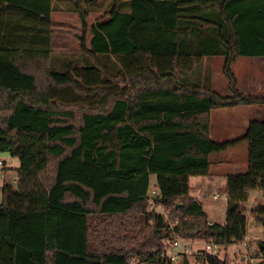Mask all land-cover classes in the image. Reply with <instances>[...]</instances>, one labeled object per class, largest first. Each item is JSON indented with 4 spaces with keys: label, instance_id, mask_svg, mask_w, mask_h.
<instances>
[{
    "label": "trees",
    "instance_id": "1",
    "mask_svg": "<svg viewBox=\"0 0 264 264\" xmlns=\"http://www.w3.org/2000/svg\"><path fill=\"white\" fill-rule=\"evenodd\" d=\"M54 13L82 24L103 13L65 71L52 65ZM216 57L230 96L211 89L203 61ZM239 58H264V0H113L106 10L93 0H0V153L19 161L15 186L0 188V264H172L161 251L174 235L242 243V205L264 194V121L235 140L210 137L213 110L264 103L239 91ZM243 143L246 169L226 177L224 223H210L189 180ZM251 215L264 228V204ZM259 249L252 259L264 264Z\"/></svg>",
    "mask_w": 264,
    "mask_h": 264
},
{
    "label": "rangeland",
    "instance_id": "2",
    "mask_svg": "<svg viewBox=\"0 0 264 264\" xmlns=\"http://www.w3.org/2000/svg\"><path fill=\"white\" fill-rule=\"evenodd\" d=\"M94 4L106 10L113 0H93ZM103 11V10H102ZM103 13H92L85 24L74 14L54 13L51 17L53 35L51 38L52 65L57 71H65L67 64L75 63L82 39L87 44L90 38L89 26L101 19ZM203 65L211 72V89L223 96H230L225 79L222 76L223 59L216 57L205 59ZM240 92L264 99V58H239L233 65ZM256 80L254 88L246 89L245 82L251 78ZM262 96V97H260ZM249 120L264 121V103L249 106H236L213 110L211 113V140L223 142L239 138L248 126ZM245 144V143H244ZM212 155L209 160V175L206 177H191L189 181V196L201 204L210 223H223L226 208V182L224 176L242 173L246 169L247 152L244 149H234ZM220 161L223 164H218ZM0 188L4 184L15 186L16 170L19 167L18 158L8 153H0ZM232 162V164H231ZM234 164H236L234 166ZM153 189V177L150 179ZM200 183V184H199ZM197 186V187H196ZM1 202V195H0ZM258 204H264V194L260 191L250 193L249 200L242 205L246 217V239L240 244L220 247L218 256L227 264H259L261 259H252L258 255L259 245L264 246V228L256 224L251 212ZM171 222V221H170ZM186 241V240H185ZM190 242L193 255L189 256L190 264H200L194 260V252L201 250L207 244L205 241ZM246 245V248L244 247ZM244 257V258H243ZM132 264V261H130Z\"/></svg>",
    "mask_w": 264,
    "mask_h": 264
},
{
    "label": "built area",
    "instance_id": "3",
    "mask_svg": "<svg viewBox=\"0 0 264 264\" xmlns=\"http://www.w3.org/2000/svg\"><path fill=\"white\" fill-rule=\"evenodd\" d=\"M1 165L2 163L0 162V166ZM155 198H158V197H157L156 190L153 188L149 190L148 198H147V203H148L150 210H153L159 207ZM173 237H174L173 238L174 240L168 243H165L163 245L161 256L164 260H167L172 264H177L184 255L192 253L193 245L190 242H186L182 240L176 235H174ZM244 247L246 248V245ZM219 248L220 246L206 244L203 250L206 251L207 253L212 254L213 256L219 257L218 256Z\"/></svg>",
    "mask_w": 264,
    "mask_h": 264
},
{
    "label": "crops",
    "instance_id": "4",
    "mask_svg": "<svg viewBox=\"0 0 264 264\" xmlns=\"http://www.w3.org/2000/svg\"><path fill=\"white\" fill-rule=\"evenodd\" d=\"M67 14H68V13H67ZM225 82H226V81H225ZM245 83H246V84H245V88H246V89L254 88L255 85H257V84H256V80L254 79V77L251 78L249 82H245ZM226 85H227V84H226ZM253 94H256V96H258V94L255 93V92L252 93V95H253ZM258 97H259V96H258ZM260 97H262V96H260ZM212 112H213V111H212ZM212 112H211V113H212ZM250 121H252V120L245 121V122H246V123L248 122L247 124H249ZM210 124H211V115H210ZM211 130H212V129H211V125H210V135H211ZM237 147H239L240 149H244V150L247 152V146H246V144H244V143H243V144H240V145H237L236 147L232 148L231 151H237V150H234V149H237ZM218 164H219V165H220V164H223V162L220 161ZM231 164H232V162H231ZM235 165H236V164H234V166H235ZM226 177H227V176H226ZM226 177L224 176V178H225V182H226ZM15 181H16V178H15ZM189 181H190V180H189ZM199 184H200V183H199ZM189 186H190V185H189ZM190 187H191V186H190ZM196 187H197V186H196ZM190 191H191V190H190ZM193 198H194V197H193ZM224 220H225V214H224ZM223 223H224V221H223ZM221 224H222V223H221ZM246 239H249L248 236L245 237L244 241H245ZM243 258H244V257H243Z\"/></svg>",
    "mask_w": 264,
    "mask_h": 264
}]
</instances>
